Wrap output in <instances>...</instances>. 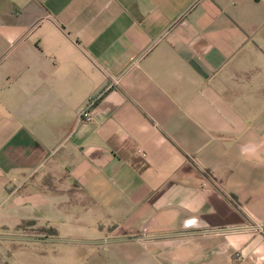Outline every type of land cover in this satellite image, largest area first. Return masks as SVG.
I'll return each mask as SVG.
<instances>
[{
  "label": "crops",
  "instance_id": "0c3cea01",
  "mask_svg": "<svg viewBox=\"0 0 264 264\" xmlns=\"http://www.w3.org/2000/svg\"><path fill=\"white\" fill-rule=\"evenodd\" d=\"M105 221L121 264H264V0H0V264Z\"/></svg>",
  "mask_w": 264,
  "mask_h": 264
},
{
  "label": "rangeland",
  "instance_id": "374dc122",
  "mask_svg": "<svg viewBox=\"0 0 264 264\" xmlns=\"http://www.w3.org/2000/svg\"><path fill=\"white\" fill-rule=\"evenodd\" d=\"M31 182H39L41 181L42 183H38V185H43V183H47L48 186H52L54 189H52V191H55L58 189V187H61V181H59L57 176H50L48 174H46L43 177H40L39 179H36L35 177H32L30 179ZM44 183V184H45ZM72 192V199L74 202V200H76L77 202L86 204L89 206V204H91V201L89 199V197L82 191L80 190L79 187L77 186H72L71 189ZM106 222V221H105ZM108 224L106 231L104 234H106V236L104 235L103 238H107L108 240L103 241L102 244H100L101 246V251L99 252V256H95L96 254V245L90 244V243H82V242H78V241H73V242H67V241H60L58 239H50V240H46L47 236L48 237H57V234H52V233H48L47 231H45L44 227L42 225L34 226V227H30V225L28 224H24L22 227L23 232H25L24 234L27 235H32L33 241L37 240L38 244H39V249H48V250H54L55 252V262L54 264H80V258H82L84 255H87V259H85V261L81 264H121L123 261H119L116 258V254L118 252L117 249H113L111 246V241L109 240L110 238H112V236L110 235L111 232V223L110 222H106ZM49 229V227H47ZM70 228H65L64 232L69 230ZM81 230L83 232H88L91 233L93 232V229L91 228H85L82 227ZM34 248H32V253L31 255H34V259H35V251L33 250ZM41 251V250H40ZM98 251V250H97ZM63 257H66L68 260L67 262L64 261ZM37 264H39L40 262L43 263V261L46 259L41 255V252L37 253ZM124 260V258L122 259ZM125 262V261H124ZM50 263V261H49Z\"/></svg>",
  "mask_w": 264,
  "mask_h": 264
},
{
  "label": "built area",
  "instance_id": "2783aa9c",
  "mask_svg": "<svg viewBox=\"0 0 264 264\" xmlns=\"http://www.w3.org/2000/svg\"><path fill=\"white\" fill-rule=\"evenodd\" d=\"M91 105H92V103L89 102V103L87 104V106L81 110L80 114H81L82 117H86V118H88V119L92 117V115H91V113H90V106H91Z\"/></svg>",
  "mask_w": 264,
  "mask_h": 264
},
{
  "label": "trees",
  "instance_id": "16d2710c",
  "mask_svg": "<svg viewBox=\"0 0 264 264\" xmlns=\"http://www.w3.org/2000/svg\"><path fill=\"white\" fill-rule=\"evenodd\" d=\"M45 231H47L48 233H52V234H57L58 230L56 227H52L50 226L49 229L46 226H43Z\"/></svg>",
  "mask_w": 264,
  "mask_h": 264
}]
</instances>
